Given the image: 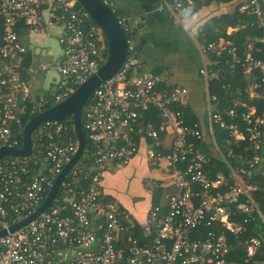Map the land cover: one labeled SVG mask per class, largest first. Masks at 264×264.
I'll return each instance as SVG.
<instances>
[{"label":"built area","instance_id":"obj_1","mask_svg":"<svg viewBox=\"0 0 264 264\" xmlns=\"http://www.w3.org/2000/svg\"><path fill=\"white\" fill-rule=\"evenodd\" d=\"M103 1L117 10L114 0ZM199 1L204 0H161V9L176 15ZM53 2L0 0V146L22 147L13 139L21 132L15 135L11 126L20 124L17 112L26 110L29 97L19 83V68L29 51L24 37L51 33L45 8L55 11L60 30L53 34L61 53L52 61L56 81L36 101L39 108L65 99L105 60L103 30L91 22L90 14L76 0ZM238 6L250 9L264 28V0H239ZM119 20L126 34L133 31L130 16L122 14ZM239 28L231 26L228 33ZM257 38L264 41V36ZM128 40L129 54L121 69L94 90L84 109V131L92 146H85L46 210L0 236V264H245L232 259V250L244 248L249 259L263 252L264 209L258 194L264 192V47L251 41L241 54L224 37L200 44L208 120L199 127L187 124L182 110L188 88H162L163 77L143 69L136 42ZM209 54L219 59L209 60ZM236 70L251 78L245 86L223 82V89L235 96L222 101L211 91L212 80L224 81ZM8 83L11 92L2 89ZM152 108L160 112V130L146 121ZM73 127L65 118L45 121L32 132L29 155L0 159V230H9L44 202L77 150ZM218 129L227 133L225 145ZM142 139L149 140V165L169 168L176 191L167 207L155 205L140 223L106 195L103 177L130 164ZM195 139L208 140L216 160L195 148ZM211 166L218 170L211 172ZM156 185H165V180ZM251 227L256 234L242 236ZM137 229L151 239L141 242L134 234Z\"/></svg>","mask_w":264,"mask_h":264},{"label":"crops","instance_id":"obj_2","mask_svg":"<svg viewBox=\"0 0 264 264\" xmlns=\"http://www.w3.org/2000/svg\"><path fill=\"white\" fill-rule=\"evenodd\" d=\"M114 1L116 9L123 15L126 13L130 16L132 24L138 28L136 38L143 69H151L160 74L163 77L162 84H181L188 88L189 94L184 108L187 110L190 108L202 124H206L208 112L205 113L202 109L206 101V84L199 73L202 55L199 49L198 28L213 16L229 8L216 6L217 3L202 7L192 17L194 27L192 34L188 35L182 31L180 22L175 23L173 17L160 9V0ZM44 14L50 22L51 33L24 37L29 48L24 64L26 67L24 90L31 94L32 99L44 97L48 90L53 88L57 74L51 62L61 53V46L53 34L60 30L59 25L54 22L49 8H45ZM55 42L57 50L50 53L51 61L48 64L50 68H46V64L42 63V58L47 55L45 50L49 44ZM148 143L149 140L142 139L139 153L130 164L112 168L105 172L103 177V188L106 195L122 204L140 223L146 221L152 204L167 207L176 191L174 177L169 168L153 169L149 165L146 157ZM205 143L210 144L208 140ZM149 175L157 191L148 203H140L136 196L141 193L137 192L136 187L147 184L150 180L147 179ZM162 180H165V185L157 186L156 183ZM159 187L161 188L160 193Z\"/></svg>","mask_w":264,"mask_h":264},{"label":"trees","instance_id":"obj_3","mask_svg":"<svg viewBox=\"0 0 264 264\" xmlns=\"http://www.w3.org/2000/svg\"><path fill=\"white\" fill-rule=\"evenodd\" d=\"M172 1V0H170ZM173 3V2H172ZM212 3H217L218 5L221 4H225V7H228V9L224 10L222 13L217 14L215 16H213L209 21H207L206 23L202 24L199 26L198 28V39L200 41V43H203L205 45L212 43L213 41H217L220 37H224V38H228L231 39L235 44H237L239 46V50L240 53H244L245 50H247L248 48V43L253 41L256 45H260L262 48L264 47V41H260L257 37L260 36H264V28L259 27L258 25V21L256 19V16L254 15V13L252 11H250V9L247 10H240V7L238 6L239 4V0H204V1H199L197 3H195L193 5V8L191 10H193L194 14L197 13L202 7H206L208 5H211ZM76 4L78 7L84 9L80 3H78L76 1ZM165 12H167L168 15H171L173 17V19L175 20V16L174 14H172V11L170 9H166ZM115 14L117 15V17H119L120 15H122L121 12H119L118 10H115ZM179 12L176 11V17L179 19ZM125 15H127L125 13ZM172 20V21H174ZM91 22L93 24H96L94 22V20L91 18ZM252 22H254L255 24H252ZM97 25V24H96ZM238 25H240V28L237 30L232 31V33H228V28L229 27H237ZM133 27V31L131 32H127V36L128 39L133 40L136 42L137 45V49L139 48L138 45V40L136 38V34L138 32V28H136L134 25ZM104 35V39H105V52H104V59H106L107 56V39L106 36L103 32ZM264 53V52H263ZM263 53H260L259 55L262 56ZM138 54H139V49H138ZM217 60L219 58H216L215 56H213L212 54H209V60ZM215 66V65H213ZM217 66V65H216ZM199 73H200V68H199ZM250 79L249 74H245L243 71L241 70H236V75H230L228 77V79H224V81L222 80H212V85H211V91L215 92L218 94L220 100L224 101L226 97H232L235 96L234 91H225L222 87V83L223 82H228L229 80L234 82V84L236 86L241 85V86H245V84L247 83V80ZM166 84V83H165ZM165 84H161V87L166 89L168 88L170 85L173 84H169V85H165ZM229 93V94H228ZM38 99H31L30 97H28L26 99V110H24L23 112L18 111L17 114L21 119L20 124L18 125H12V129L15 131V135L20 131L21 133L18 135V137H14L13 139H17L18 140V147H20L22 145V135L24 133V128L25 125L27 124V122L33 117L35 116L37 113H39L40 111H42L43 109H45L46 107L49 106V104H47L44 107H40L38 106L37 102ZM183 113H184V117L186 120L187 124H194V123H198L199 127H201L202 122L199 119V117L193 113V111L188 108L185 109L183 107ZM65 119H68L70 121V124H74V120L72 116H68L65 117ZM146 121H150V122H154V124L156 125V127L160 130L161 128V124H162V118L160 116V112L155 109L152 108L150 109V111L147 113L146 116ZM15 128V129H14ZM162 136H164V134H166V131H162ZM218 133L220 134L219 140L220 143L222 145H225V139H226V131L224 132L222 129H218ZM73 134L76 136V132L74 130L73 127ZM85 134H86V145L87 147L92 146L91 140L89 138L88 133L85 130ZM229 136V135H228ZM232 138H234L233 135H230ZM194 146L195 148L200 149L201 151L207 153L208 155H210V157H212L214 160H216V156L214 154L215 150L214 147L208 143H205L203 140L201 139H195L194 140ZM6 157V156H5ZM186 163H183V166H185ZM222 165V164H221ZM210 171H215L218 170L217 166L214 167H210L209 168ZM37 172V171H34ZM51 190V189H50ZM49 194V191L47 190V192L45 193V196ZM258 199L260 200L261 203V207L264 209V192H261L258 194ZM156 203L152 204L155 206ZM156 205H160V204H156ZM138 227H141L140 225ZM253 227H251L249 229V231L244 232L242 236H247V235H252V234H256L255 230H252ZM213 231V230H212ZM215 235H218L216 233V231H214ZM134 234L140 239L141 242L143 241H149L151 238L150 237H146L141 229H137ZM233 253L236 255H234V257H232V259H241L243 262H245V264H264V249L263 252L261 254H258L256 256V258H248V255L245 253V249L244 248H236L234 250H232L231 254L233 256ZM246 259H249L248 261ZM258 261V262H255Z\"/></svg>","mask_w":264,"mask_h":264},{"label":"water","instance_id":"obj_4","mask_svg":"<svg viewBox=\"0 0 264 264\" xmlns=\"http://www.w3.org/2000/svg\"><path fill=\"white\" fill-rule=\"evenodd\" d=\"M90 14L92 19L102 28L107 39V56L100 68L88 79L80 84L74 92L60 102L52 104L35 116H33L25 125L23 133V144L21 148L9 145L0 146V159L10 154L29 155L32 152V132L41 123L48 120H60L72 116L74 126L78 137V147L70 161L55 180L48 196L41 206L32 215L26 219L12 225L9 230H0V236L8 231H15L18 228L28 224L36 218L41 212L46 210L52 203L59 185L80 158L86 146V134L83 126V113L94 90L107 78L115 75L122 67L127 55L129 54L128 36L120 23L119 17L115 11L103 0H76Z\"/></svg>","mask_w":264,"mask_h":264},{"label":"rangeland","instance_id":"obj_5","mask_svg":"<svg viewBox=\"0 0 264 264\" xmlns=\"http://www.w3.org/2000/svg\"><path fill=\"white\" fill-rule=\"evenodd\" d=\"M50 2H52V3H54L53 1L54 0H49ZM125 1H129V0H125ZM161 0H160V5H159V7H160V9H161ZM216 6H225V4H221V5H216ZM51 12V15H52V17H53V19H54V22H55V11L53 12V10H51L50 11ZM171 16V15H170ZM174 16H175V23H179V19L176 17V15L174 14ZM172 17V16H171ZM45 18L48 20V18L45 16ZM49 22V21H48ZM131 22H132V20H131ZM50 23V22H49ZM135 26V25H134ZM136 27V26H135ZM101 36H103V34L101 35ZM221 38V37H220ZM201 44V43H200ZM200 46V45H199ZM249 48H251V46H249ZM199 49L201 50V46L199 47ZM57 50V48H56V42L55 43H51V44H49V46H48V48H46V53H47V55L44 57V58H42V63L43 64H46V68L48 67V68H50L49 66H48V64L50 63V61H51V56H50V53L51 52H55ZM201 52V51H200ZM26 58V57H25ZM25 58H24V62H23V65L19 68V74H20V76H19V83H20V85L22 86V89H21V93L23 94V93H25V94H28L29 95V97L30 98H32V96H31V94L28 92V91H25L24 90V83H25V80H24V77H25V72H26V67H25ZM51 64H52V62H51ZM2 89H3V91H5V92H11L12 90H13V86H12V84H10V83H8V84H5V85H3L2 86ZM19 98H20V101L21 102H23V97L22 96H19ZM42 98V97H41ZM33 100V99H32ZM38 100L40 101L41 99L40 98H38ZM206 100V99H205ZM203 110H204V112L205 113H207L208 112V104H206V101H205V103H203V108H202ZM147 179H150V180H148L147 181V184H145L144 183V186H141L140 187V185L139 186H137L136 187V190H137V192H139V193H141L140 195H137L136 196V199L138 200V201H140V203H148V201L150 200V199H152V198H154V194H155V192L157 191V189H156V187L154 186V182H153V180L151 179V177H150V175L147 177ZM150 181H151V183H150ZM157 182V181H156ZM160 188V187H159ZM160 191H161V188L159 189V193H160ZM156 202V201H155Z\"/></svg>","mask_w":264,"mask_h":264},{"label":"clouds","instance_id":"obj_6","mask_svg":"<svg viewBox=\"0 0 264 264\" xmlns=\"http://www.w3.org/2000/svg\"><path fill=\"white\" fill-rule=\"evenodd\" d=\"M178 15L182 31L188 35H191L192 28L194 27V22L192 20V17L194 16L193 10L190 8H182Z\"/></svg>","mask_w":264,"mask_h":264}]
</instances>
